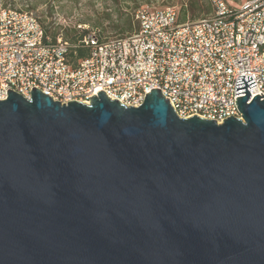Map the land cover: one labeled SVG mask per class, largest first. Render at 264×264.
<instances>
[{"label": "water", "instance_id": "water-1", "mask_svg": "<svg viewBox=\"0 0 264 264\" xmlns=\"http://www.w3.org/2000/svg\"><path fill=\"white\" fill-rule=\"evenodd\" d=\"M247 78L222 123L156 87L139 106L9 89L0 264H264V95Z\"/></svg>", "mask_w": 264, "mask_h": 264}, {"label": "built area", "instance_id": "built-area-1", "mask_svg": "<svg viewBox=\"0 0 264 264\" xmlns=\"http://www.w3.org/2000/svg\"><path fill=\"white\" fill-rule=\"evenodd\" d=\"M210 1L213 14L198 21L179 23L174 6L142 7L134 33L82 29L73 42L53 39L32 11L0 8V100L9 89L30 98L35 87L65 104L103 91L139 106L156 87L182 118H241L239 76L253 77L251 100L264 95V0ZM77 48L89 53L75 62Z\"/></svg>", "mask_w": 264, "mask_h": 264}, {"label": "rangeland", "instance_id": "rangeland-1", "mask_svg": "<svg viewBox=\"0 0 264 264\" xmlns=\"http://www.w3.org/2000/svg\"><path fill=\"white\" fill-rule=\"evenodd\" d=\"M243 1L226 0L231 7ZM167 6L176 7L182 14V0H0V8L34 12L50 35L56 33L57 37L64 38L67 34H78L82 29H98L108 37L128 34L136 28L135 13L138 9ZM129 23L132 29L122 32Z\"/></svg>", "mask_w": 264, "mask_h": 264}, {"label": "trees", "instance_id": "trees-1", "mask_svg": "<svg viewBox=\"0 0 264 264\" xmlns=\"http://www.w3.org/2000/svg\"><path fill=\"white\" fill-rule=\"evenodd\" d=\"M141 1H145V0H141ZM213 12H214V6L210 0H182V14L180 15V12H179L178 22L185 23L188 21H191V22L198 21V20L206 18ZM137 28H138V25L136 22V28L133 31L129 32L128 34H122L120 36L132 34L137 30ZM129 29L130 30L132 29V25L130 23L126 27L122 28V32H125ZM45 31L48 35H50L49 31H47L46 29ZM83 31L86 32L87 30H83ZM77 35L78 34H72V35L67 34V37H65V39L71 40L73 42V41H76ZM50 36L53 39L57 38L56 33H53ZM74 51L77 52V54L76 55L73 54V57H72L75 62L78 60V58L87 56L89 53L88 50H82L80 48H77Z\"/></svg>", "mask_w": 264, "mask_h": 264}]
</instances>
